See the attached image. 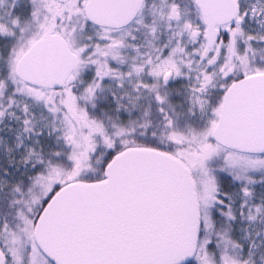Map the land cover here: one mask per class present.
<instances>
[{
    "label": "snow or ice",
    "instance_id": "1",
    "mask_svg": "<svg viewBox=\"0 0 264 264\" xmlns=\"http://www.w3.org/2000/svg\"><path fill=\"white\" fill-rule=\"evenodd\" d=\"M0 264H264V0H0Z\"/></svg>",
    "mask_w": 264,
    "mask_h": 264
}]
</instances>
